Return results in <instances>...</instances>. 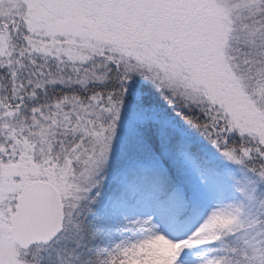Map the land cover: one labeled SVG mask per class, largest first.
<instances>
[{"label": "snow or ice", "instance_id": "snow-or-ice-1", "mask_svg": "<svg viewBox=\"0 0 264 264\" xmlns=\"http://www.w3.org/2000/svg\"><path fill=\"white\" fill-rule=\"evenodd\" d=\"M0 264H264V0H0Z\"/></svg>", "mask_w": 264, "mask_h": 264}]
</instances>
